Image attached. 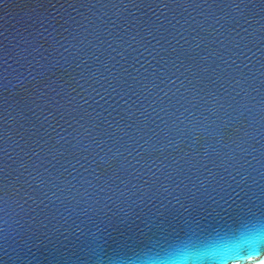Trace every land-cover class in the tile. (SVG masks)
Returning <instances> with one entry per match:
<instances>
[{"label": "water", "instance_id": "1", "mask_svg": "<svg viewBox=\"0 0 264 264\" xmlns=\"http://www.w3.org/2000/svg\"><path fill=\"white\" fill-rule=\"evenodd\" d=\"M264 260V0H0V264Z\"/></svg>", "mask_w": 264, "mask_h": 264}, {"label": "bare ground", "instance_id": "2", "mask_svg": "<svg viewBox=\"0 0 264 264\" xmlns=\"http://www.w3.org/2000/svg\"><path fill=\"white\" fill-rule=\"evenodd\" d=\"M252 264H264V260L260 261V262H257V263H252Z\"/></svg>", "mask_w": 264, "mask_h": 264}]
</instances>
